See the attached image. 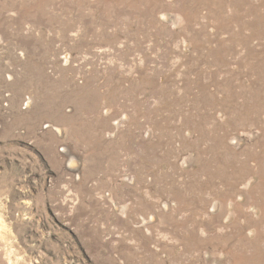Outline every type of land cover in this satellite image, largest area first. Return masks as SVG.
<instances>
[{
	"label": "rangeland",
	"instance_id": "1",
	"mask_svg": "<svg viewBox=\"0 0 264 264\" xmlns=\"http://www.w3.org/2000/svg\"><path fill=\"white\" fill-rule=\"evenodd\" d=\"M0 264H264V0H0Z\"/></svg>",
	"mask_w": 264,
	"mask_h": 264
}]
</instances>
